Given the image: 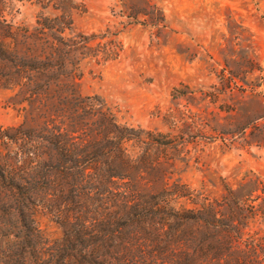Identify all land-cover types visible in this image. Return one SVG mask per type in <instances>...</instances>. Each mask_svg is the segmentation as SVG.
Masks as SVG:
<instances>
[{
    "label": "trees",
    "instance_id": "obj_1",
    "mask_svg": "<svg viewBox=\"0 0 264 264\" xmlns=\"http://www.w3.org/2000/svg\"><path fill=\"white\" fill-rule=\"evenodd\" d=\"M52 1L45 7L66 9ZM9 5L0 0V87L15 91L24 118L0 123V264H264V229L250 231L258 215L264 226V184L244 178L211 196L173 180L185 140L178 148L82 94L77 70L92 36H67L68 13L16 27Z\"/></svg>",
    "mask_w": 264,
    "mask_h": 264
},
{
    "label": "rangeland",
    "instance_id": "obj_2",
    "mask_svg": "<svg viewBox=\"0 0 264 264\" xmlns=\"http://www.w3.org/2000/svg\"><path fill=\"white\" fill-rule=\"evenodd\" d=\"M9 2L16 27L35 30L45 16L68 13L72 23L59 24L67 36H92L77 70L82 94L105 98L129 126L176 137L178 148L185 140L172 154L173 180L211 196L244 178L264 184V0H68L64 10ZM14 93L0 87L6 127L24 118ZM41 221L51 238L62 235ZM261 228L258 215L250 231Z\"/></svg>",
    "mask_w": 264,
    "mask_h": 264
}]
</instances>
